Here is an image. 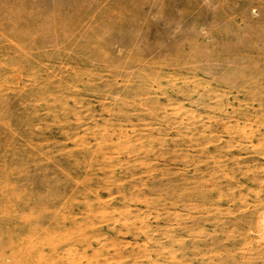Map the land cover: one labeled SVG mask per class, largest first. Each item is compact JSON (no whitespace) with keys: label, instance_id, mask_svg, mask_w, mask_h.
I'll use <instances>...</instances> for the list:
<instances>
[{"label":"rangeland","instance_id":"1","mask_svg":"<svg viewBox=\"0 0 264 264\" xmlns=\"http://www.w3.org/2000/svg\"><path fill=\"white\" fill-rule=\"evenodd\" d=\"M0 35V264H264V0H0Z\"/></svg>","mask_w":264,"mask_h":264},{"label":"bare ground","instance_id":"2","mask_svg":"<svg viewBox=\"0 0 264 264\" xmlns=\"http://www.w3.org/2000/svg\"><path fill=\"white\" fill-rule=\"evenodd\" d=\"M12 2V1H11ZM2 6V5H1ZM7 11V10H6ZM16 23H18V22H16ZM28 26H30V25H28ZM25 28H27V27H25ZM2 33V32H1ZM3 35V34H2ZM1 36V35H0ZM17 37V36H16ZM15 37V38H16ZM3 38H5V37H3ZM18 39H19V37H18ZM0 41H2V40H0ZM5 41V40H4ZM3 42V41H2ZM1 43V42H0ZM1 61V60H0ZM18 65V64H17ZM18 67H20V66H18ZM252 93V92H251ZM264 230V229H263ZM2 258V257H1Z\"/></svg>","mask_w":264,"mask_h":264}]
</instances>
